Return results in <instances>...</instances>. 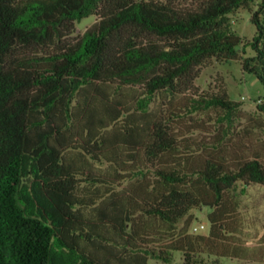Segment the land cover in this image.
<instances>
[{"label": "trees", "instance_id": "obj_1", "mask_svg": "<svg viewBox=\"0 0 264 264\" xmlns=\"http://www.w3.org/2000/svg\"><path fill=\"white\" fill-rule=\"evenodd\" d=\"M240 8L250 40L232 28ZM212 58L240 59L264 87V0H0V264L264 261L237 199L239 183L264 186V156L179 125L240 105L196 83ZM202 206L209 232L190 231Z\"/></svg>", "mask_w": 264, "mask_h": 264}, {"label": "rangeland", "instance_id": "obj_2", "mask_svg": "<svg viewBox=\"0 0 264 264\" xmlns=\"http://www.w3.org/2000/svg\"><path fill=\"white\" fill-rule=\"evenodd\" d=\"M256 6L253 4V9ZM253 10L240 8L230 14L233 30L250 40L257 28L252 22ZM97 19L96 15H89L76 21L73 37L78 39L86 29ZM244 56L253 53L248 47L241 49ZM196 83L204 92H217L225 89L231 99L240 101V105L232 120H223L224 112L220 108H209L191 114H184L179 120L182 130L188 132L198 145L204 147L228 146L242 147L250 153H261L264 156V115L259 112L257 105L264 94L262 82L254 73L245 71L240 59L219 60L212 58L201 67ZM155 103V102H154ZM183 104L184 103H179ZM187 109L183 108V111ZM244 188V189H243ZM237 199L240 203L239 213L243 234L241 240L247 245L258 247L264 244V186L257 183L245 185L239 183ZM212 209L202 206L194 208L190 217L192 223L190 231L195 225L204 224L201 233H208L210 229L208 213ZM184 218L179 226L186 223ZM204 264H264V261L251 262L239 257L205 255ZM149 264H184L181 250L174 251L171 262L151 258Z\"/></svg>", "mask_w": 264, "mask_h": 264}, {"label": "built area", "instance_id": "obj_3", "mask_svg": "<svg viewBox=\"0 0 264 264\" xmlns=\"http://www.w3.org/2000/svg\"><path fill=\"white\" fill-rule=\"evenodd\" d=\"M205 227V225L204 224H199V225H195L194 227H193V229H194V231H196V232H199L201 229H203Z\"/></svg>", "mask_w": 264, "mask_h": 264}]
</instances>
